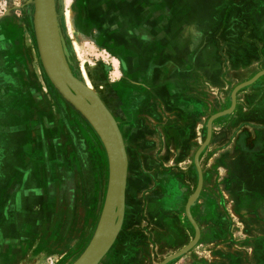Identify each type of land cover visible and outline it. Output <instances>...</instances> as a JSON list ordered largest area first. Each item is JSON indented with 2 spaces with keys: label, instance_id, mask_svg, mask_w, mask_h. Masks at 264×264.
<instances>
[{
  "label": "rangeland",
  "instance_id": "rangeland-1",
  "mask_svg": "<svg viewBox=\"0 0 264 264\" xmlns=\"http://www.w3.org/2000/svg\"><path fill=\"white\" fill-rule=\"evenodd\" d=\"M169 1L145 0L146 6L140 8L137 0H55L68 65L113 115L127 153V190L136 194L97 264H161L189 247L196 238L186 214L190 200L199 241L168 264H213L217 259L224 264H264V167H259L264 163V131L259 137L254 129H264V119L261 110L252 109L254 103L257 109L264 107V101H258L264 98V76L237 93V102L246 96L250 104L243 102L213 122L211 142L200 156L199 193L195 165L210 118L229 110L233 91L264 71V0H207L210 4L202 10L206 17L184 25L165 23L166 17L185 16L184 8L167 12L164 6ZM151 4L159 6L151 13L163 18V24L153 26L155 30L148 29V21L142 23L151 14ZM3 21L10 22L20 37L14 38L15 53L7 60L1 54L9 40L7 32L0 31V87L9 85L10 93L17 90L21 96L18 90L27 91V76L34 71L41 88L48 86L61 101L62 136L56 137V144L64 146L69 140L65 133L79 124L90 137L97 161L89 190H83L84 178L72 168L44 186L45 204L55 202L54 207L52 211L46 207L37 219L33 227L40 235H31L28 247L14 249L7 241L12 211L19 214L18 222L23 220L22 186H14L18 189L13 200H0V264H75L91 243L105 206L108 153L72 90L56 73L47 44L41 42L37 0H0ZM182 51L188 56L185 70ZM165 52H173L175 74L184 71L190 76L183 86L179 82L173 89L153 86L157 67L153 55ZM137 55L143 69L139 81ZM39 94L43 96L42 91ZM4 109L0 106V114ZM25 127L22 122L7 131L19 135ZM3 139L0 147L5 150L11 138ZM79 144L82 150L85 143ZM3 188L0 185V196ZM39 188L30 186L26 192L35 197ZM33 227H29L32 232Z\"/></svg>",
  "mask_w": 264,
  "mask_h": 264
},
{
  "label": "crops",
  "instance_id": "crops-1",
  "mask_svg": "<svg viewBox=\"0 0 264 264\" xmlns=\"http://www.w3.org/2000/svg\"><path fill=\"white\" fill-rule=\"evenodd\" d=\"M169 2L170 4H165L164 6L167 12L174 11V8L177 10L184 8L183 13L185 12V16L178 17L180 21L172 17H166L165 23H171L172 25L174 23L181 25L200 23L203 20L202 18L206 17L202 10L210 4L207 0H171ZM145 4V0H137V7L144 8L143 6H146ZM158 7V4H151L149 6L150 13L155 12ZM196 10L197 14H195ZM142 19L145 20L142 22L144 25L147 21L149 22V30H155L153 26L163 24L162 16H159L157 13H151ZM200 19L201 21H199ZM0 31H6L5 39L9 40L6 41V46L1 57L3 56L9 60L11 57L13 58L15 53L13 42L17 38H14L20 37V34L17 33L15 28H11L10 22L6 21L0 22ZM183 38L185 39L184 36L181 37V39ZM10 50L12 51L10 52ZM153 57L155 58L153 63L157 64L152 77L154 87L165 85V88L173 89L175 82L181 83L182 86L184 82H189L190 76L183 74L185 73L184 71L180 72V74H175L176 66L173 61V52L170 55L167 52L162 54L156 53ZM180 57L182 58L181 68L185 70L188 66L185 64V57L188 56H186L185 51H182ZM140 61H142L141 57L137 55V81L140 80L141 71H143ZM31 72V75L29 77L27 76L26 79V93L18 90V92L22 93L21 96L16 94L17 90H15L14 94L13 92L10 93L9 85L0 87V91H4V95L0 94V106H5L4 114H0V125L2 126L1 130H3L0 131V140H4L3 138H5L6 141L8 138H11V146L7 145L5 150L0 147V185H4V195L2 194L0 196V200H13L15 190L18 189L14 186L21 185L23 189L22 206L19 212L23 220L22 222H18L15 218L19 214L12 211V216L7 221L9 224L7 241L11 243V247L14 249L18 245L28 247L27 241L31 239V235H40L33 226L37 222V219L41 218L46 207H48L49 211H52L54 207L55 202L50 201L48 205L45 204L44 186L49 184V182L59 180L61 171L72 168L77 177L84 178L82 182L84 184L83 190L85 191V187H88L89 190L92 178L94 177L93 168L97 161L95 151L89 146L90 137L88 133L82 130L79 124L70 127V133L68 132V135L65 133V137H68L69 140L66 141L67 143L64 146L56 144V137L62 136L61 101L52 95L48 86L42 89V83L35 80L34 71ZM212 85V87L215 86V84ZM39 91H42L43 96L39 94ZM161 97L165 98L166 96L164 94ZM255 99L253 98L252 100L254 101ZM259 100L262 104L264 98ZM243 102L248 105L250 104V99L247 100L246 96L245 98H238L236 110L238 107H241ZM254 105L255 103L252 109H256V111L261 110V118L264 119V107L257 109ZM22 122H24L26 127L19 135L8 133L7 130L10 129L9 127L13 128ZM254 129H258V134L256 135L259 137L263 135L262 132L264 129L260 127H255ZM79 141L85 143L82 150L79 148ZM261 152H264V147L261 149ZM259 167L262 169L264 163L262 166L260 164ZM30 186L40 187L35 197H29V193L26 192V188L30 189ZM135 196L136 194L131 192L130 189L127 190L126 187L125 200L126 202L128 201L125 203L126 209H128V205L133 206V203L136 201ZM262 214L264 213L262 212ZM31 225L34 228L33 232L29 228ZM37 247L39 248V246ZM213 264H224V262L222 259H217ZM228 264H231V262Z\"/></svg>",
  "mask_w": 264,
  "mask_h": 264
},
{
  "label": "water",
  "instance_id": "water-1",
  "mask_svg": "<svg viewBox=\"0 0 264 264\" xmlns=\"http://www.w3.org/2000/svg\"><path fill=\"white\" fill-rule=\"evenodd\" d=\"M37 2L42 23V31L40 34L41 42L45 47L47 44L48 51L55 65L56 73L59 74V78L61 77L65 81V84H63L72 90L73 93H71V96L76 97V104L99 132L109 157V183L101 219L87 250L75 263L97 264L105 255V252L111 245L113 238L116 237L123 221L125 193L128 181L127 153L118 125L101 97L88 86L79 81L73 75L68 65L62 45L55 0H37ZM261 76H264V71L255 76L252 80L238 86L232 93L231 108L227 111L214 115L208 121L207 139L195 156V165L199 174V187L197 193H199L203 187V172L200 166V156L211 142L213 122L218 118L231 114L235 110L237 104V93L245 87L254 84ZM73 94H75V96ZM192 204L193 200H190L186 206V214L196 230V238L194 242L189 247H186L177 254L170 256L161 264H168L174 259L187 253L199 241L200 229L191 213ZM117 219H119V222L116 227Z\"/></svg>",
  "mask_w": 264,
  "mask_h": 264
},
{
  "label": "bare ground",
  "instance_id": "bare-ground-1",
  "mask_svg": "<svg viewBox=\"0 0 264 264\" xmlns=\"http://www.w3.org/2000/svg\"><path fill=\"white\" fill-rule=\"evenodd\" d=\"M59 75V74H58ZM85 75L88 76L87 72L85 71ZM61 78V77H60ZM62 82L65 84V81L63 80V78H61ZM56 89V88H55ZM23 115V114H22Z\"/></svg>",
  "mask_w": 264,
  "mask_h": 264
}]
</instances>
